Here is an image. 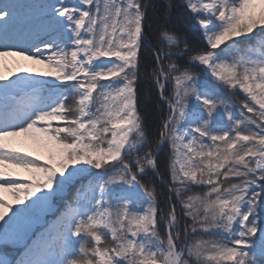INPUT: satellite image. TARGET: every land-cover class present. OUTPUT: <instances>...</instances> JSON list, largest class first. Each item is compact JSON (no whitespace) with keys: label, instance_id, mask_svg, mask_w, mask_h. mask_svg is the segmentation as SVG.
<instances>
[{"label":"snow or ice","instance_id":"snow-or-ice-1","mask_svg":"<svg viewBox=\"0 0 264 264\" xmlns=\"http://www.w3.org/2000/svg\"><path fill=\"white\" fill-rule=\"evenodd\" d=\"M0 264H264V0H2Z\"/></svg>","mask_w":264,"mask_h":264},{"label":"trees","instance_id":"trees-1","mask_svg":"<svg viewBox=\"0 0 264 264\" xmlns=\"http://www.w3.org/2000/svg\"><path fill=\"white\" fill-rule=\"evenodd\" d=\"M148 14L150 18L154 19L156 17V13L151 9L149 10ZM178 15H179L178 11L176 9H173L170 17V24L172 25L178 24ZM185 35L187 36L190 43L197 44L200 46L203 45L202 38L200 37L199 34L194 32H186ZM150 47H151V41H149L148 45H146V47L141 51L142 62H141V80H140V92H141L140 109L141 112L146 116L147 122L149 124H152L158 118L160 113L157 107L158 95L155 89H151L149 91V86L151 81L144 72L145 64L148 65L151 64V56L147 50ZM180 63L183 64V60H181ZM196 71L199 72L200 69H196ZM146 91L148 92L147 99L144 97V93ZM156 183H157L158 192L161 194L160 199L163 200L166 189H164V187L159 184V181H156Z\"/></svg>","mask_w":264,"mask_h":264},{"label":"rangeland","instance_id":"rangeland-1","mask_svg":"<svg viewBox=\"0 0 264 264\" xmlns=\"http://www.w3.org/2000/svg\"><path fill=\"white\" fill-rule=\"evenodd\" d=\"M0 2H2V0H0ZM21 63H22V64H26L27 62H23V61H22Z\"/></svg>","mask_w":264,"mask_h":264}]
</instances>
